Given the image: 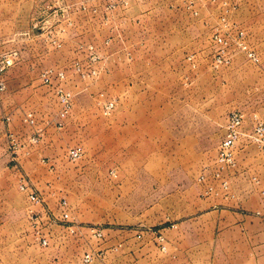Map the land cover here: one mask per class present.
<instances>
[{
	"label": "rangeland",
	"instance_id": "374dc122",
	"mask_svg": "<svg viewBox=\"0 0 264 264\" xmlns=\"http://www.w3.org/2000/svg\"><path fill=\"white\" fill-rule=\"evenodd\" d=\"M3 53L16 60L0 95V264H117L125 235L198 230L210 200L264 184V0H0ZM46 70L65 78L46 85Z\"/></svg>",
	"mask_w": 264,
	"mask_h": 264
},
{
	"label": "crops",
	"instance_id": "0c3cea01",
	"mask_svg": "<svg viewBox=\"0 0 264 264\" xmlns=\"http://www.w3.org/2000/svg\"><path fill=\"white\" fill-rule=\"evenodd\" d=\"M232 191L233 199H212L210 211L189 221L188 226L196 224L198 230L187 231L179 224L141 237L125 235L117 264H264V184H235ZM209 224L212 234L206 231ZM159 234L167 241L161 254L154 246ZM43 255L28 264H61L56 255L49 260Z\"/></svg>",
	"mask_w": 264,
	"mask_h": 264
},
{
	"label": "built area",
	"instance_id": "2783aa9c",
	"mask_svg": "<svg viewBox=\"0 0 264 264\" xmlns=\"http://www.w3.org/2000/svg\"><path fill=\"white\" fill-rule=\"evenodd\" d=\"M16 60V54L15 53H3L0 54V95L5 91L6 89V84L3 80V76L4 74L14 65V62ZM55 78L57 81H63L65 78V75L62 72H58V73H52V71L50 70H46L42 73L41 75V79L42 82L46 85H51L52 84V79ZM55 94L59 97V101L61 103V110L59 113V117L60 119H64L70 110V94L68 92H66L65 90H63L60 86H58L55 89ZM113 107L112 103L108 104V110L111 109ZM24 121L28 124H33L34 123V119H33V115L31 113L27 114L25 116ZM242 121V117L241 115L237 114V113H232L227 121V127H226V131L227 134L225 136V138L223 139V142L221 144L220 147V153H219V160L221 162H224L225 164H229L233 162V159L231 158V155L229 153V150L233 147L234 142L236 140V138L238 137V128L241 124ZM58 123V127L62 126V122L59 121ZM40 132L41 130H38L36 132L35 137L32 138L33 142H36L39 140L40 137ZM258 134L259 137L263 138L264 135V127H260L258 129ZM79 155V151L78 150H74L71 154L72 158H76ZM20 191H22L23 193L26 194L27 199L29 200V202L31 204H37L40 202L39 196L32 191L28 185L24 182V180H21L20 182V186H19ZM35 215L33 214L31 216V219H34ZM60 218L63 221H67L69 218V214L68 211L66 209V202L63 201L62 202V210H61V216ZM98 237H100L101 235H97ZM162 239H159V241H161ZM41 245L43 247L47 246V241L45 239L42 240ZM164 249V248H162ZM92 260V258H90L89 255H86L84 258V262L89 263Z\"/></svg>",
	"mask_w": 264,
	"mask_h": 264
}]
</instances>
